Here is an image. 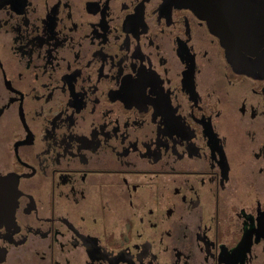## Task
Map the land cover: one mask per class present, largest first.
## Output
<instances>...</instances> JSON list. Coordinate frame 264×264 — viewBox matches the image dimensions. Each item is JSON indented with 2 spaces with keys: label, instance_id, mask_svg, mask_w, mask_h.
I'll return each mask as SVG.
<instances>
[{
  "label": "flooded vegetation",
  "instance_id": "af4514ba",
  "mask_svg": "<svg viewBox=\"0 0 264 264\" xmlns=\"http://www.w3.org/2000/svg\"><path fill=\"white\" fill-rule=\"evenodd\" d=\"M226 46L264 0H0V264H264V74Z\"/></svg>",
  "mask_w": 264,
  "mask_h": 264
},
{
  "label": "water",
  "instance_id": "95a60500",
  "mask_svg": "<svg viewBox=\"0 0 264 264\" xmlns=\"http://www.w3.org/2000/svg\"><path fill=\"white\" fill-rule=\"evenodd\" d=\"M227 40L232 41L229 38ZM226 49L229 61L235 71L252 76L264 74V47L226 46Z\"/></svg>",
  "mask_w": 264,
  "mask_h": 264
}]
</instances>
